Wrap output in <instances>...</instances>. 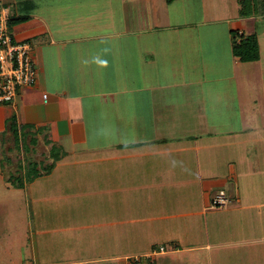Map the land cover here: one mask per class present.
I'll list each match as a JSON object with an SVG mask.
<instances>
[{
    "label": "rangeland",
    "instance_id": "rangeland-1",
    "mask_svg": "<svg viewBox=\"0 0 264 264\" xmlns=\"http://www.w3.org/2000/svg\"><path fill=\"white\" fill-rule=\"evenodd\" d=\"M80 1L90 5L98 2V0H1L12 14L19 8L38 7V10L41 8L48 10V13L52 12V19L59 21L63 16L71 20L83 17L81 11H63L73 4L78 5ZM115 1V6L120 8L118 13L123 12L122 6L129 7L130 12L133 10L131 0ZM237 1L183 0V5L190 8L191 13L186 15L180 13L178 21H175L177 23L171 26H182L186 21L198 24L199 29L202 28L199 43L201 55L209 52L211 57L215 56L217 60L218 55L226 52L232 57V45L231 50L226 49L227 51L221 47L223 33L229 24L217 25V35H211L212 31L203 30V24L230 21L233 16L239 19L236 12ZM178 5L181 3L176 4ZM84 18L92 20L88 15H84ZM257 26L262 29L258 33H262L263 21H258ZM213 27L216 26H210ZM249 32L250 35L255 34L254 30L246 28V33ZM11 33L19 42L15 29ZM247 34L246 36H249ZM259 42L261 49H264L263 36ZM206 45H209L210 50L205 49ZM176 56V60L181 62L179 52ZM227 64L223 63L219 69L226 72ZM249 67L253 69L245 71L243 76L262 79L242 85L243 92H239L238 96L241 97L243 94L242 102L245 105L237 108L235 103L238 100L232 102L235 112L231 116L230 128H226L225 132L226 135L230 133V136H223L222 131L214 134V141L206 136L212 127L209 117L203 116L201 111H204V114L207 113V108L209 112L213 111L214 99L220 97L216 95L219 85L217 88L213 85L215 89L212 88L213 91L209 92L208 102H211L209 107L205 106L207 102L201 92L202 88L199 93L200 99L196 96L198 92L187 93L194 99H191L190 107L186 106L185 109H182L184 105L180 104H185L184 101H178L179 103L176 100L168 101V115H165L164 124L159 128L163 130L165 127L163 134L176 145L180 139L188 137L191 133H194V136L197 135L195 132L204 135L200 143L207 144V148L197 156L186 149L182 155L163 149L168 150V153L162 151L158 155L145 157L142 148H134L137 154L141 155L130 160V163L125 160L97 162L96 159L109 158L115 152L98 145L97 138V142L90 145L81 144L82 146L79 145L75 149L78 156L76 158H93L92 161L87 159V162H82V159H79L80 161L74 164L72 158L71 164L56 168V165L53 167L44 165L43 169L46 170L45 172L43 170L44 175L33 174L34 176H27L25 180L19 182L16 178L12 180L0 178V264H46L48 251L44 243L48 238L58 242L54 247L56 249L54 256L49 259L50 262H60L59 264L66 262L62 256V253H65L62 242L66 238V233L67 236L73 234L78 239L80 253L83 254L82 261L87 260L84 254L88 252L82 251L87 245L89 247L97 239H103L107 243L113 236L120 242L117 256H131L129 258H132V264H142L146 256L157 260L153 264H208L211 258L213 264H264V67L261 62ZM234 88L232 85L228 90L234 91ZM226 92L224 88L220 93ZM225 106H230L229 101H224L220 105ZM216 117L212 116V124ZM219 117L217 119H220ZM90 134L94 136L97 133ZM105 134L110 140V133ZM160 134L162 133L149 132L142 124L136 125V139L150 144V149H144L147 154L157 149L154 145L161 138ZM101 135V141L104 142L103 133ZM5 163L8 161L3 160L0 163V170L5 168ZM167 172L172 174V178H166ZM199 186L206 193L209 192L205 201L201 200L200 194L194 193L200 190ZM158 189L162 192L155 191ZM178 189L191 191L194 195L188 196L183 192L181 194V191L178 195L174 192ZM221 189L230 202L226 207L213 208L212 198ZM178 196L196 201L199 205L198 212H202L204 207L214 210L196 218L182 220L171 217L174 213L169 209L170 206L161 210L154 208V211L150 208L155 201H161L158 202L160 206L163 201L168 204L177 202L181 199ZM71 207L74 211L67 213V209ZM67 214L71 218H68ZM69 220L77 221L73 223L77 226V231L65 230L68 228ZM100 224H103L102 228L99 227ZM40 232H46L48 235ZM35 246L39 251V260L33 255ZM161 249H164V254H160ZM112 258H115V255H109L107 259L97 264H118L117 260Z\"/></svg>",
    "mask_w": 264,
    "mask_h": 264
},
{
    "label": "crops",
    "instance_id": "crops-1",
    "mask_svg": "<svg viewBox=\"0 0 264 264\" xmlns=\"http://www.w3.org/2000/svg\"><path fill=\"white\" fill-rule=\"evenodd\" d=\"M258 1V7L251 17L240 16V5L237 1L236 12L239 19L233 16L230 21L204 23L203 27L206 29L203 30L212 31L211 35H217V25L228 23L229 26L221 40V47L225 51L231 50L232 31L246 36V28L254 30L259 42L261 36L264 38V30L258 33L262 29L258 28L257 22L264 23V9L262 10L261 4L263 0ZM130 2L134 5L131 12L129 7L120 6L123 12L118 13L120 8L115 6V0L105 2L98 0L91 5L80 1L78 5L73 4L63 10L81 11L83 17L75 20L65 19V16L60 18V21L52 19V12L48 13V10L41 8L38 10V7L19 8L13 14L10 13L11 18L15 20L25 19L23 22L15 23L11 30L15 29L19 42L32 45L38 68V83L35 87L20 89L14 102L0 105V163L3 160L8 161L4 164L5 168L0 170V178L25 180V177L34 176L35 173L44 175L46 171L43 169L44 165L48 167L56 165V168L71 164L73 159L74 164L78 163L79 159H82V162H87V159L92 161L93 158H76L78 156L75 149L81 144L90 145L97 142V138L98 145L115 150L109 158L96 159L97 162L125 160L130 163V160L141 155L135 150L140 148L145 157L158 155L163 149H168L176 155H182L186 149L197 156L207 148V144L200 143L204 135L195 132L197 135L194 136V133H191L188 137L180 139L176 145L163 134L166 128L161 130L159 126L164 124V117L168 115V101L176 100L177 103L184 101L185 104L180 103L184 105L182 109L190 107L191 99L194 98L192 95L189 97L188 92H198L196 96L200 99L199 93L202 88L201 92L207 102L205 106L209 107L211 102H208V96L209 92L215 89L213 85L216 88L219 85L216 95L220 97L212 101L214 108L212 112H209V108L205 114L201 111L203 116L209 117L212 127L206 136L214 141V134L221 131L223 136L231 135L230 131L227 135L225 132L226 128H230L235 107L245 105L242 102L243 94L241 97L238 96L239 92H243L242 85L262 79L243 76L245 71L253 69L249 66L255 63L261 62L264 67V49H261L260 42V60L254 64L238 63L234 60L233 54L230 57L226 52L218 55L216 60L209 52L201 55L199 43L202 28L199 29L198 24L186 21L185 25L171 26L177 23L175 21L180 13L184 15L191 13L190 8L183 5V0H175L172 4L157 0ZM179 2L181 5L176 6ZM84 15L90 16L92 20L84 18ZM210 26L216 27L213 29ZM247 35H250V32ZM204 47L208 50L209 45ZM177 52L180 53L181 62L176 60ZM223 63H228L226 72L219 69ZM232 85L235 87L234 91H229L228 88ZM224 88L229 92L220 93ZM44 95H48L47 100L43 98ZM234 100H238L235 107L232 103ZM224 101H229L230 106L220 107ZM212 116H217L213 124ZM218 117L220 119H217ZM137 124H142L151 133L153 131L162 133L158 139L161 141L157 140L154 145L157 149L151 150L148 154L145 152L144 149H150V144L136 139ZM90 133L97 134L93 136ZM102 133L104 142L101 141ZM105 133H110V140ZM168 150L163 152L168 153ZM166 178H172V174L167 172ZM155 191L162 192L159 189ZM180 191L174 190L178 195ZM182 192L188 196L194 195L191 191L180 193ZM221 192L224 190L221 189L218 194ZM194 193L200 194L201 200L205 201L209 192L206 193L200 187V190ZM178 197L181 199L177 202L168 204L163 201L161 206L159 204L161 201H155L150 208L154 211V208L161 210L170 206L169 209L174 213L171 217L182 220L196 218L214 210L204 207L202 212H198L199 205L196 201ZM73 211L71 207L66 212ZM67 216L71 218L69 214ZM74 222L77 223L67 221L68 228L65 230L77 231ZM102 226L103 224L99 225L101 228ZM40 233L48 235L46 232ZM65 237L62 242L65 253H62V256L66 262L61 264H97L107 259L109 255H115L112 259H116L118 264H132V258H129L131 256H117L120 250L118 238L112 236L107 243L103 239L90 243L89 247L87 245L82 250L88 252L84 254L87 260L82 261L83 254L80 253L78 239L73 234L67 236V233ZM56 244L58 242L53 238L45 240L44 247L48 251L46 264L60 263H51L49 260L54 256ZM36 247L33 255L39 260V251ZM160 252L164 254V251ZM145 259L147 261H143L142 264H153L157 261L150 256H146ZM210 263L213 264V258L208 261V264Z\"/></svg>",
    "mask_w": 264,
    "mask_h": 264
},
{
    "label": "built area",
    "instance_id": "built-area-1",
    "mask_svg": "<svg viewBox=\"0 0 264 264\" xmlns=\"http://www.w3.org/2000/svg\"><path fill=\"white\" fill-rule=\"evenodd\" d=\"M11 19L10 11L0 0V105L14 102L20 89L32 88L38 83L33 47L15 40L11 33ZM43 98L47 100L48 95ZM229 202L226 194L221 192L212 200V205L213 208H222Z\"/></svg>",
    "mask_w": 264,
    "mask_h": 264
},
{
    "label": "trees",
    "instance_id": "trees-1",
    "mask_svg": "<svg viewBox=\"0 0 264 264\" xmlns=\"http://www.w3.org/2000/svg\"><path fill=\"white\" fill-rule=\"evenodd\" d=\"M174 1L175 0H167V3L172 4ZM238 2L240 5V16L242 17H251L259 3L258 0H238ZM261 4L264 9V0ZM24 20L25 19L15 20L12 18L10 22L11 27L15 23L23 22ZM231 34L233 37L232 54L238 63H253L260 60L259 42L255 34L244 36L235 31H232ZM34 175L38 176L39 174L35 173Z\"/></svg>",
    "mask_w": 264,
    "mask_h": 264
}]
</instances>
